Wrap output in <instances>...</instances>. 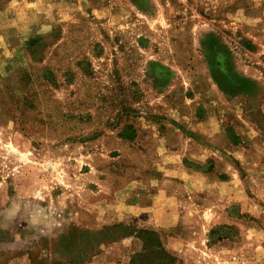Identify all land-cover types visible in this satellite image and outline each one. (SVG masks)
<instances>
[{"label": "rangeland", "instance_id": "1", "mask_svg": "<svg viewBox=\"0 0 264 264\" xmlns=\"http://www.w3.org/2000/svg\"><path fill=\"white\" fill-rule=\"evenodd\" d=\"M262 237L264 0H0V264H251Z\"/></svg>", "mask_w": 264, "mask_h": 264}, {"label": "crops", "instance_id": "2", "mask_svg": "<svg viewBox=\"0 0 264 264\" xmlns=\"http://www.w3.org/2000/svg\"><path fill=\"white\" fill-rule=\"evenodd\" d=\"M228 182V181H227ZM220 183H223V182H220ZM231 183V182H230ZM227 199V198H226ZM229 199H230V197H229ZM227 207V206H226ZM237 209V208H236ZM232 213H235V211H236V213H238L239 211H241V210H230ZM263 211L261 210V213H262ZM241 213V212H240ZM260 213V214H261ZM258 217V216H257ZM238 218L239 217H237V218H235V219H233L234 220V223H237V222H235V221H238ZM251 233H256V235H258L259 234V228H257V229H254V230H252L251 231ZM251 236L253 235V234H250ZM253 237V236H252ZM261 239V241H257L258 242V244L260 243V245H256V247H255V252L252 254V257H251V264H263L264 263V237H262V238H260ZM263 243V245H261ZM219 247H221V246H225L226 247V250H227V252H230V253H232V254H238V252L240 251H242L243 250V248H244V246L242 245V248H240V247H238L237 249L238 250H235V247L236 246H234L233 244H231V243H227V244H219L218 245ZM247 262H245V264H246ZM240 264V263H239ZM247 264H250V261H248V263Z\"/></svg>", "mask_w": 264, "mask_h": 264}, {"label": "trees", "instance_id": "3", "mask_svg": "<svg viewBox=\"0 0 264 264\" xmlns=\"http://www.w3.org/2000/svg\"><path fill=\"white\" fill-rule=\"evenodd\" d=\"M143 233H144V234H150V233H151V234H154V233H152V232H147V231H144Z\"/></svg>", "mask_w": 264, "mask_h": 264}]
</instances>
